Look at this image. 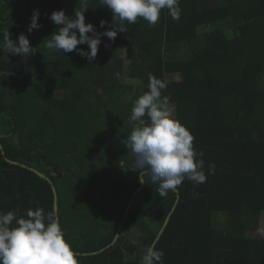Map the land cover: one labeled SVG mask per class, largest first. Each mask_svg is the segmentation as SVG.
I'll list each match as a JSON object with an SVG mask.
<instances>
[{"label": "trees", "instance_id": "1", "mask_svg": "<svg viewBox=\"0 0 264 264\" xmlns=\"http://www.w3.org/2000/svg\"><path fill=\"white\" fill-rule=\"evenodd\" d=\"M179 7V20L163 9L154 26L138 19L114 41L102 37L88 63L75 50L45 47L59 28L50 16L84 12L97 32L111 30L99 0H0V44L8 30L34 48L24 57L0 47V212L53 211L51 184L28 168L42 173L79 264H141L170 213L154 246L163 264H264V0ZM36 9L42 27L28 33ZM150 75L167 83L173 119L203 153L206 182L185 179L177 203L175 191L160 197L147 176L137 192L140 177L123 144Z\"/></svg>", "mask_w": 264, "mask_h": 264}, {"label": "clouds", "instance_id": "2", "mask_svg": "<svg viewBox=\"0 0 264 264\" xmlns=\"http://www.w3.org/2000/svg\"><path fill=\"white\" fill-rule=\"evenodd\" d=\"M180 0H99L112 14V28L100 33L92 24L85 23L84 12L75 11L74 18L63 10L54 11L50 20L57 26L47 39L45 47L50 51L71 53L86 58L92 63L98 54L102 37L114 41L118 32L127 31L126 25L138 19L154 26L163 9H167L174 20L180 18ZM39 10H33L28 33L39 30ZM107 21H101L105 28ZM91 33V35H89ZM0 44L8 55L33 54L29 39L20 34L18 42L10 39L8 30L3 31ZM87 45L88 51L78 48ZM167 83L149 76L148 91L133 103L130 115L132 131L123 140L124 146L134 157L132 170L137 171L141 182L147 176L158 185L160 197L174 192L185 179L195 185L206 182L203 172L202 152L193 146L194 136L179 120L172 118L170 97L163 96ZM147 117V120L144 119ZM164 252L154 245L143 249L141 264H163ZM0 264H79L78 256L65 239L55 211L45 214L42 208L28 209L24 216L14 211L0 212Z\"/></svg>", "mask_w": 264, "mask_h": 264}, {"label": "water", "instance_id": "3", "mask_svg": "<svg viewBox=\"0 0 264 264\" xmlns=\"http://www.w3.org/2000/svg\"><path fill=\"white\" fill-rule=\"evenodd\" d=\"M0 138H1V136H0ZM0 149H2V145H1V143H0ZM2 153L4 154L3 151H2ZM6 160H7V159H6ZM7 161H8L9 163L13 164V165H19V166H21V167H26V166H24V165H22V164H19V163H17V162H13V161H10V160H7ZM28 169L31 170V171H33V172H34L35 174H37L39 177H41V178L47 180V181L51 184V186H52V191H53V194H54V207H53V209H54L55 213L57 214L58 206H57V196H56V189H55V187L53 186V184L51 183V181H50L45 175H43L42 173H40V172H38V171H36V170H34V169H32V168H28ZM143 185H144V182L142 183L141 180H140V187L137 189V192L140 191V189L143 187ZM175 192H176V194H177V199H176V203H177V201H178V191L175 190ZM130 206H131V202L128 203V205H127V207H126V211H125L124 216L127 215L128 211H129V209H130ZM173 209H174V208H173ZM173 209H172V211H173ZM170 214H171V213H170ZM170 214L166 217V219H165V221H164V224H163L161 230L159 231V233L157 234L156 240L154 241V243H153L152 245L155 246V244H156L157 240L159 239V237L161 236V234H162L164 228H165L166 225L168 224V222H169V218H170ZM122 223H123V222H121V224H120V226H119V228H118V232H117V234H116V236H115V238H114L112 244L116 241V239H117L118 236H119V231L121 230ZM103 250H104V249H101L100 251H103ZM100 251H98V252H100ZM98 252H94L93 254H96V253H98ZM84 255H86V254H84Z\"/></svg>", "mask_w": 264, "mask_h": 264}, {"label": "rangeland", "instance_id": "4", "mask_svg": "<svg viewBox=\"0 0 264 264\" xmlns=\"http://www.w3.org/2000/svg\"><path fill=\"white\" fill-rule=\"evenodd\" d=\"M202 28V29H201ZM203 28H205V27H200L199 28V32H203L204 31V29ZM208 29V28H207ZM201 30V31H200ZM109 46V48H111V45L110 44H108ZM123 51V52H122ZM121 51V53H124V50H122ZM129 82V80L127 79L126 81H125V78H124V82ZM57 96L59 97L60 96V93H58L57 94ZM169 108H170V110H171V112H172V118L174 117V115H175V107H174V105H172V104H169ZM258 232L259 233H261L262 235H264V215H262L261 216V218L259 219V228H258Z\"/></svg>", "mask_w": 264, "mask_h": 264}]
</instances>
